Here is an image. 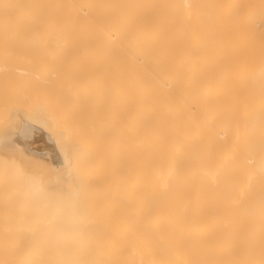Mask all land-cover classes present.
Returning <instances> with one entry per match:
<instances>
[{
	"label": "bare ground",
	"instance_id": "bare-ground-1",
	"mask_svg": "<svg viewBox=\"0 0 264 264\" xmlns=\"http://www.w3.org/2000/svg\"><path fill=\"white\" fill-rule=\"evenodd\" d=\"M0 44V264H264V0H0Z\"/></svg>",
	"mask_w": 264,
	"mask_h": 264
},
{
	"label": "rangeland",
	"instance_id": "rangeland-1",
	"mask_svg": "<svg viewBox=\"0 0 264 264\" xmlns=\"http://www.w3.org/2000/svg\"><path fill=\"white\" fill-rule=\"evenodd\" d=\"M4 47L1 46V48H3V49H4ZM7 47H5V48H7ZM8 49H10V48H8ZM20 62H18V63H20ZM8 116H9L8 111L4 112L2 117H1V119H0V124H4L8 120ZM7 158H11L12 159V158H14V156L13 155H9V156H7ZM15 160H17V159L15 158ZM23 165H24V168H26L27 171L31 170V167L26 166V164H23ZM36 264H44V263H36ZM57 264H59V263H57ZM60 264H106V263H105V261H94L92 258H89V259H85V260L77 261V262H73V263H60ZM109 264H119V263L118 262H110Z\"/></svg>",
	"mask_w": 264,
	"mask_h": 264
}]
</instances>
